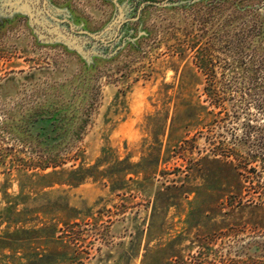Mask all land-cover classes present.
I'll use <instances>...</instances> for the list:
<instances>
[{"label": "rangeland", "instance_id": "rangeland-1", "mask_svg": "<svg viewBox=\"0 0 264 264\" xmlns=\"http://www.w3.org/2000/svg\"><path fill=\"white\" fill-rule=\"evenodd\" d=\"M33 1L0 11V264H264V0Z\"/></svg>", "mask_w": 264, "mask_h": 264}, {"label": "water", "instance_id": "water-1", "mask_svg": "<svg viewBox=\"0 0 264 264\" xmlns=\"http://www.w3.org/2000/svg\"><path fill=\"white\" fill-rule=\"evenodd\" d=\"M34 1L33 0H3L0 2V11H7L11 12L13 10L21 9V11H24V13L28 16L29 24H33V7H34ZM47 3L44 2L43 4V11L44 13L49 17L52 18V16L49 14L47 10ZM49 9V8H48ZM119 15L117 19L109 26V28H112L113 25H118L123 20V13H121V9L118 8ZM51 11V9H50ZM73 26H70L71 30L73 31ZM81 34H86L85 32H79ZM56 39H59L66 45H68L71 48H75L73 42L65 37L64 35L60 33H55ZM93 39L98 40L99 38L97 36H91Z\"/></svg>", "mask_w": 264, "mask_h": 264}]
</instances>
